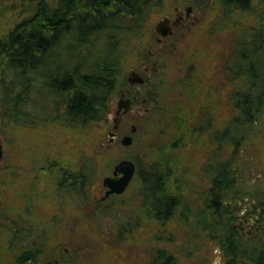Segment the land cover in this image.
<instances>
[{"label": "rangeland", "instance_id": "rangeland-1", "mask_svg": "<svg viewBox=\"0 0 264 264\" xmlns=\"http://www.w3.org/2000/svg\"><path fill=\"white\" fill-rule=\"evenodd\" d=\"M188 5L192 6V23L176 29L163 46L154 45L160 49V93L150 113L131 116L123 126L128 134L131 125L136 127L131 146L108 145L106 132L98 131L96 123L70 126L63 111L52 108L38 79L27 91L17 123L8 119L11 104L0 102L6 113V122L0 124V264H16L18 252L29 244L19 235L12 240L11 225L15 222L22 228L15 219L27 222L34 215L64 216L65 210L74 222L70 239L76 264H159L154 259L159 249L172 256V264L224 263L226 256L219 245L227 225L224 213L207 206L210 179L206 159L196 156L195 132L204 135L210 127L223 140L222 130L227 127L230 145L216 143L210 148L217 161L230 151L236 179L245 185L250 173L264 174V109L253 124L234 127L238 113L230 100L236 83L225 70L240 43L261 23L264 0H253L251 9L238 12L219 0H159L148 8L139 31L122 44L117 77L122 81L139 54L154 44V26L162 16L173 17L175 8L184 10ZM22 8L20 0H0V35L20 18ZM164 155L175 163L162 166ZM124 158L135 164L130 183L94 212L85 208L86 199L58 184L57 169L76 172L91 163L84 192L87 200L100 197L102 178L111 175L114 165ZM155 178L180 200L168 219H156L148 206L149 185ZM230 200L226 194L224 204ZM19 213L22 216L17 217ZM48 230L45 246L49 251L55 246L61 252L66 246L71 248L63 225ZM29 234L34 242L35 234L32 230Z\"/></svg>", "mask_w": 264, "mask_h": 264}, {"label": "trees", "instance_id": "trees-1", "mask_svg": "<svg viewBox=\"0 0 264 264\" xmlns=\"http://www.w3.org/2000/svg\"><path fill=\"white\" fill-rule=\"evenodd\" d=\"M20 1L25 6L20 10V18L0 35V91L3 94L0 102L7 100L11 104L8 119L13 123L19 121L22 105L28 100L27 91L38 79L51 107L62 110L70 126L90 127L100 121L119 72L117 59L121 46L139 31L148 8L159 0ZM219 1L235 12L251 9L253 2ZM225 70L236 83L231 101L238 115L233 126L248 127L264 107V16L250 30L247 41H242L232 54ZM5 116L0 103L1 126ZM216 165L213 205L219 211L225 206L223 192L232 188L236 178L227 163ZM90 166L91 163L89 168L72 172V180L61 185L82 192L91 173ZM149 186L148 206L153 216L158 220L168 219L179 205V198L169 194L159 178ZM20 216L21 213L17 217ZM14 221H19L22 228L15 222L11 225L12 240L19 235L22 242L30 241V229L24 218ZM154 259L159 264L173 263L172 256L162 249Z\"/></svg>", "mask_w": 264, "mask_h": 264}, {"label": "flooded vegetation", "instance_id": "flooded-vegetation-1", "mask_svg": "<svg viewBox=\"0 0 264 264\" xmlns=\"http://www.w3.org/2000/svg\"><path fill=\"white\" fill-rule=\"evenodd\" d=\"M192 13V6L188 5L184 10L175 8L173 17L166 15L169 17V26L172 32L166 36H160L154 33V44L146 48L143 54H139L136 64L129 68L126 77L122 81H119L118 77H116L107 98L105 114L100 121L96 122L98 131L106 132L108 145L115 143L121 144L122 137L128 134L127 131H122L123 126L126 125V121L131 116H143L154 109L159 97L160 83L162 81L159 74V70L161 69L159 63L160 49L154 48V45L163 46L167 37L172 35L176 29L192 23ZM126 107L128 109L125 111ZM263 109L264 107L255 116V119L262 113ZM236 112L238 113L237 110ZM255 119L253 122H255ZM198 132L200 131L195 132L196 139L199 141L195 145L196 156L198 160L199 158L201 160L203 158L206 159V170L208 171L210 179V185L208 187L209 201L207 206L216 212V208L213 205L215 199V164L223 162L227 163L229 168L232 167L228 159L230 157V151L227 152L225 159L217 161L216 156L213 155L210 148L212 144L214 146L216 143L218 145L221 143H224L225 146L230 145V133L227 127L224 128L222 130L224 139L221 140V136L218 135L217 138L216 132L210 127L203 131L205 133L204 135L199 136L197 134ZM133 133L130 132V134ZM162 159L163 161L160 160V162H162V166L164 165V167L170 163H175V160L169 159L166 155ZM49 166L51 167V165ZM57 171L61 175L59 178L61 181L60 183L58 181V184L65 187V182L72 180V171L62 170L61 168L57 169ZM249 175L250 179L246 185L242 184L241 179L240 182L237 178L232 188L226 189L222 194L223 204L224 196L226 194L231 195L230 204L225 205L224 208L219 210V212L224 213V223L227 225L223 241L219 245L220 252H223L226 256L223 264H264V174L256 173L253 175L250 173ZM102 188L105 193L106 188L103 186ZM66 189L71 190L70 188ZM84 191L71 190L74 195L82 196L80 199H86L85 208L90 207L93 209V212L95 208L99 209L100 204L110 196L119 195L110 194L106 198L101 199L102 195L100 197H91L90 200H87L88 198ZM68 212L66 210L62 212L64 216L60 213H54V217H52L53 214L51 216L44 214L39 217L34 215L32 221H27L26 225L35 234L34 238L36 240L34 242L29 241L30 245L26 244V247L23 246L24 248H22L21 252H18L16 264H76L75 250L72 248L73 242L70 239V231L72 223L74 222ZM65 214H68L69 217L65 216ZM75 224L78 225V223ZM55 225H63L64 229H68L69 240L67 242L71 245V248L66 246L61 252L59 251V247L55 246L53 248L54 251L52 249L49 251V246H45L48 240V228Z\"/></svg>", "mask_w": 264, "mask_h": 264}, {"label": "water", "instance_id": "water-1", "mask_svg": "<svg viewBox=\"0 0 264 264\" xmlns=\"http://www.w3.org/2000/svg\"><path fill=\"white\" fill-rule=\"evenodd\" d=\"M155 33L160 36H166L172 32L169 26V17L164 15L154 26ZM128 107L125 108V111ZM135 125L131 126L130 132H135ZM110 135V134H109ZM133 137L131 134L124 135L121 139L123 146L132 144ZM3 156L2 145L0 140V162ZM135 172V164L130 159L124 158L119 160L113 167L112 174L104 176L101 184L106 188L105 193L101 199L106 198L110 194H121L128 186L133 174Z\"/></svg>", "mask_w": 264, "mask_h": 264}]
</instances>
